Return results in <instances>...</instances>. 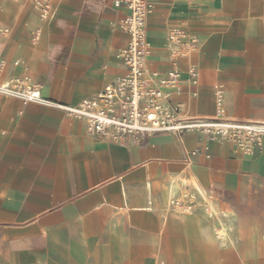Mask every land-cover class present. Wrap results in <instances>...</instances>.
<instances>
[{
    "label": "crops",
    "instance_id": "obj_1",
    "mask_svg": "<svg viewBox=\"0 0 264 264\" xmlns=\"http://www.w3.org/2000/svg\"><path fill=\"white\" fill-rule=\"evenodd\" d=\"M50 1L53 15L40 22L29 0H0V29H8L0 34L1 78L27 76L42 96L24 103L0 93V264H88L106 253L115 256L112 264H152V254L157 261L161 253L173 264L182 256L179 245L152 235L190 217L197 241L217 248L209 257H239L238 264L262 257L253 253L262 249L236 247L231 207L264 210V149L246 155L195 132H186L182 144L155 133L142 145L89 134L84 119L54 103L77 105L124 72L116 57L128 41L118 25L124 10L111 0ZM149 1L148 69L170 67L173 28L199 40L196 51L174 60L182 80L172 98L181 113L212 116L220 94L225 116L264 121V0ZM188 64L198 73L193 85L185 81ZM182 146L195 151L190 164L182 161ZM187 196L203 203L195 215L182 205ZM221 225L231 234L224 245Z\"/></svg>",
    "mask_w": 264,
    "mask_h": 264
},
{
    "label": "built area",
    "instance_id": "obj_2",
    "mask_svg": "<svg viewBox=\"0 0 264 264\" xmlns=\"http://www.w3.org/2000/svg\"><path fill=\"white\" fill-rule=\"evenodd\" d=\"M29 1L40 22L53 15L50 0ZM111 3L114 8L124 10L118 25L128 34V41L116 52L124 72L77 105L55 102L57 107L70 117L84 119L87 132L104 142L142 145L152 134L166 133L176 136L182 144L186 132H195L207 140L229 143L246 155L264 149V121L225 116L220 94L216 98L217 111L212 116H186L181 113L180 103L173 100L172 94L178 91L182 80L174 60L197 50L199 40L194 33L173 28L167 36L170 67L163 73L150 70L146 66L151 47L146 38V22L152 3L149 0H111ZM39 31V27L33 29L34 40L39 38ZM7 32V28L0 29L2 35ZM3 66L0 58V93L16 96L24 103L42 100L39 83L27 76L1 78ZM186 73L185 81L195 84L198 73L193 64L187 65ZM194 154V150L182 146L184 164H190Z\"/></svg>",
    "mask_w": 264,
    "mask_h": 264
},
{
    "label": "rangeland",
    "instance_id": "obj_3",
    "mask_svg": "<svg viewBox=\"0 0 264 264\" xmlns=\"http://www.w3.org/2000/svg\"><path fill=\"white\" fill-rule=\"evenodd\" d=\"M167 181V180H166ZM165 181V182H166ZM163 182L162 184H164ZM162 190V185H161ZM161 194V191H160ZM213 197L216 199H219L218 195L214 193H210ZM210 199V198H209ZM182 205L184 207H191V210H193V214H197L199 209L203 206L201 202H198L196 204V199L183 197L182 198ZM217 207V206H216ZM236 215L235 218V224L236 227L234 229L235 234L239 238V242L237 240V248L239 244L241 245H249L251 250H259L262 249V251L253 252L254 254L263 255L262 257H253L254 262L252 261L250 257V264H264V210L262 211H247L245 208L235 209L231 207ZM160 208L155 207V211H157L161 216V210ZM218 212L226 211L223 208H218ZM180 209H178L177 213H180ZM188 212V209L180 214H186ZM193 216V215H192ZM256 219H259V221L262 223L261 226L254 225L256 223ZM162 222V221H161ZM238 223V224H237ZM198 226L194 222V218L190 217L188 218L187 222L183 225L174 224L169 228V231L167 233H162V226L161 231H156L152 235V241L160 242L162 240L165 244H170V242H174L175 244L179 245V253H181L182 256L177 257L175 256L174 263L173 264H214L218 261H221V264H238L239 257H209L208 255L213 254L211 252L214 249L217 248H210L206 245L200 244L198 240ZM262 245V247H261ZM94 246H101V243H95ZM117 246L113 244V246L110 248V250H117ZM109 250V251H110ZM230 250V249H225ZM116 251H114L115 253ZM113 252H110L109 255H114ZM106 253L103 256L96 257L89 259L88 264H93L94 261H97L99 264H112L114 260H116L115 256L109 257ZM216 261V262H215ZM152 264H168L166 261V255L165 253H161L159 256V259L156 261L154 254H152Z\"/></svg>",
    "mask_w": 264,
    "mask_h": 264
},
{
    "label": "bare ground",
    "instance_id": "obj_4",
    "mask_svg": "<svg viewBox=\"0 0 264 264\" xmlns=\"http://www.w3.org/2000/svg\"><path fill=\"white\" fill-rule=\"evenodd\" d=\"M196 185V184H195ZM203 204V203H202ZM177 205V204H176ZM148 206V205H147ZM181 211V210H180ZM167 212V211H166ZM198 217V216H197ZM198 220V219H197ZM229 220H230V218H229ZM198 223V222H197ZM230 223V222H229ZM199 224V223H198ZM221 224V223H220ZM221 227H222V229L220 230V235H222V238H221V243L224 245V243L225 244H227V243H229V241H230V233H228L227 232V227H225L224 225H221ZM217 230V229H216ZM217 233V232H216ZM217 237L219 238V236L217 235ZM233 239V238H232ZM232 245V244H231ZM152 246H154V245H152ZM155 247V246H154ZM154 250H155V248H154Z\"/></svg>",
    "mask_w": 264,
    "mask_h": 264
}]
</instances>
